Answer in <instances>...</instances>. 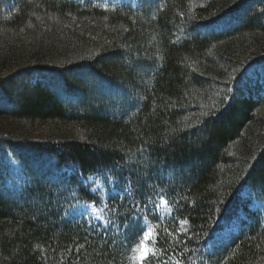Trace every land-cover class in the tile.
<instances>
[{
  "label": "trees",
  "instance_id": "1",
  "mask_svg": "<svg viewBox=\"0 0 264 264\" xmlns=\"http://www.w3.org/2000/svg\"><path fill=\"white\" fill-rule=\"evenodd\" d=\"M263 84L264 0H0V264H264Z\"/></svg>",
  "mask_w": 264,
  "mask_h": 264
},
{
  "label": "snow or ice",
  "instance_id": "2",
  "mask_svg": "<svg viewBox=\"0 0 264 264\" xmlns=\"http://www.w3.org/2000/svg\"><path fill=\"white\" fill-rule=\"evenodd\" d=\"M155 18V17H154ZM211 111V108H210ZM92 178L89 177L88 180H91ZM116 196H120L121 194L117 192L115 194ZM125 195L132 199L134 197V189L131 186V183L129 182L128 185L125 188ZM72 200H78V196L76 195V190H71V197ZM123 199V197H121ZM150 203H154L153 201H149ZM161 205L167 207L168 201L161 199ZM147 204L141 205L139 202L133 203V205L129 208L128 212L124 214V219L120 224H116L114 220L107 219L104 220V223L102 226L94 227L93 224L89 221L88 222V229L90 231H96L97 234L101 237V239L104 241V250L107 251L108 247L115 243L113 240L107 239V233L109 231V225H114V230L117 233L121 232V229L129 230L132 228H135L140 221V216L137 214V210H140L142 212V209L147 208ZM160 205H157L159 207ZM194 206V203H193ZM70 207H74L73 205H70ZM91 207V205H79V208L83 209V211H80L78 214L80 216H84L85 212H87L88 208ZM111 212H116V209L112 208L109 209ZM103 209L100 210V212L94 213L96 219L101 220L103 219ZM148 221V216H143V222L146 224ZM182 224H187L188 221L182 220ZM144 224H139V231L136 233V238H133V243H135V247H132L131 244L127 243L128 236L125 235L124 240L121 241V247H129L131 251L133 252V256L131 257L134 264H150V261L152 259L160 260V256L165 255L166 253H160V256H157V253L154 249L150 248L148 245L151 243V237L153 235V229L151 225H148L147 230H144ZM167 236H173V233L168 232L167 229H165ZM160 264H169V261L167 260H160ZM176 264H179L177 261Z\"/></svg>",
  "mask_w": 264,
  "mask_h": 264
},
{
  "label": "rangeland",
  "instance_id": "3",
  "mask_svg": "<svg viewBox=\"0 0 264 264\" xmlns=\"http://www.w3.org/2000/svg\"><path fill=\"white\" fill-rule=\"evenodd\" d=\"M92 1H95L99 4L113 3V5H117L122 0H92ZM246 82H247L248 86H251V87H253L255 84L262 83V72H261V70H259V69L254 70V68L249 69L247 72V75L245 77V80H244V83H246ZM262 87L264 89V84ZM9 162H10V166H11V171L13 169L12 172L15 173L17 170L16 163L12 160H10Z\"/></svg>",
  "mask_w": 264,
  "mask_h": 264
}]
</instances>
